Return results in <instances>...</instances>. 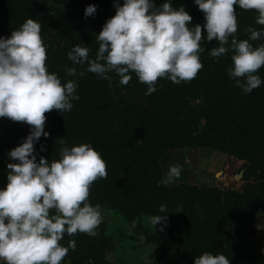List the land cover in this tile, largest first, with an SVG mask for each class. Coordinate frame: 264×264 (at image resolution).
<instances>
[{
  "label": "rangeland",
  "instance_id": "obj_1",
  "mask_svg": "<svg viewBox=\"0 0 264 264\" xmlns=\"http://www.w3.org/2000/svg\"><path fill=\"white\" fill-rule=\"evenodd\" d=\"M20 1L11 0L12 4L0 6V37H10L12 31L18 29L28 18L40 22L41 36L47 45L46 64L49 72L57 73L62 82L74 80L78 84L76 92L79 100L72 101L73 108L70 112L59 113L53 109L45 113L44 131L49 135L46 138L41 136L34 145L35 152L39 153L37 162L40 156L50 162L58 159L62 147L61 140L69 146L75 145L73 136L64 139L65 133L70 135L77 131V136L81 137L88 135L90 130V135L94 137L100 134L112 136L114 145L120 146L121 151L125 145H133L137 150V157L143 156V161L138 162L136 166L139 168L146 166L141 176L143 184L138 188L131 177L128 178L129 186L123 182V178L114 179L118 180L122 187L113 202L124 208L128 220L115 211L102 209L103 222L97 229L99 233L97 236L91 237L78 232L71 237L66 235V239L61 241L67 246L70 239L75 240V250H80L78 254L70 250L62 264H152L160 248L147 243L146 240L163 237L166 238L169 250L159 264H183L182 261H177L178 254L171 245L173 238L169 229L168 213L163 214L167 216V226L163 231H160V224L154 228L149 222L150 216L160 214L159 210L156 213L155 205L161 204L165 194L173 188L207 193L203 196L208 202V210L212 209L214 213L222 216L223 223L220 228L218 225L220 222L207 226L206 240L217 242L208 244L213 251L208 252L224 254L229 258L230 264H264L263 148L259 147L251 160L230 154L228 153L230 149L227 148L216 149L209 146L173 148L171 145L163 144L158 138L153 139V132L145 130L143 127L145 122H142L143 118L155 122L161 112L166 115L170 113L173 125L181 131L185 130V133L192 132L190 128L194 126H197L199 132L205 130L208 127L205 119H209L214 132L222 134L237 121L242 109L249 103L248 100L264 101V84L250 94H244L236 87L227 73V68L232 64L231 52L218 57L219 67L215 65L218 70H212L215 68L211 63L216 58L211 57L208 51L219 46L215 38L210 42L202 40L201 46L205 51L200 53V60L203 67L191 81L175 84L166 78H160L156 91L151 95H145L147 85L140 83L134 73L131 74L132 78L127 85H121L120 77L114 72L109 73L108 75L112 77L110 84L108 80L87 72L86 64L73 65L67 53L73 46L83 43L90 49V59L95 58L99 47L96 36L106 20L115 15L116 9L113 6L115 0ZM164 2L165 0H154L157 7ZM119 3L123 4V0H119ZM90 4L95 5L97 11L93 16L86 18L84 11ZM172 4L177 8L185 7L193 18L191 26L196 24L203 26L204 13L193 0H172ZM234 8L238 22V31L235 35L238 39L248 38L250 34L246 29L249 26L257 30L264 29V25L256 23L257 12L239 9L238 5H234ZM202 35L206 37L203 28ZM252 43L259 45L264 43V40ZM69 67L77 68V76L66 75V69ZM80 71H85V75L79 76ZM216 72L218 74H215ZM258 74L264 80V67ZM220 117L221 122L215 121L214 118ZM139 118L143 125L140 124ZM230 118L231 122L228 120ZM30 127L23 122H13L7 117L0 118V154L5 156L18 146L29 134ZM51 137L56 138L53 140L58 141V145L50 149V155L46 143ZM159 141L163 144L160 155L156 152ZM41 145L44 151H41ZM48 150L49 156H46ZM131 150L135 152V149ZM125 154L123 151L121 156L125 158ZM131 157L133 160V156L129 155V158ZM255 159L258 160L257 164L253 163ZM186 160L188 163H185ZM14 162L16 161L8 159L0 164V188L5 187L8 182L7 164ZM174 164L183 165L181 176L173 183L158 186L169 166ZM131 166L135 167L133 161ZM125 168L123 172L127 171L130 175L128 164ZM245 190L247 194L242 200L232 197V194L243 195ZM139 192L141 197L138 195ZM215 196L217 198H214ZM143 209L146 211L143 212ZM137 213L142 214L139 215L141 220L139 227L129 221ZM233 217L236 218V222L229 224L228 218ZM104 223L107 225L105 229L102 228L105 226ZM222 229L225 231L228 229L229 235H226L229 237L228 240L221 237ZM198 253L202 254L201 251ZM93 260L97 262L94 263ZM184 264L194 262L186 261Z\"/></svg>",
  "mask_w": 264,
  "mask_h": 264
},
{
  "label": "clouds",
  "instance_id": "obj_2",
  "mask_svg": "<svg viewBox=\"0 0 264 264\" xmlns=\"http://www.w3.org/2000/svg\"><path fill=\"white\" fill-rule=\"evenodd\" d=\"M204 13V24L191 26L192 16L184 6L173 7L172 0L157 7L154 0H115V15L108 18L96 36L99 43L94 59L85 44H77L67 53L73 65H87L86 71L108 80L114 72L119 83L127 85L134 73L147 85L145 95L156 91L157 81L166 78L175 84L191 81L203 64L202 40L217 41L208 54L218 58L232 53L227 68L230 79L244 94L264 84L259 70L264 67V29L249 26L247 39H238L236 9L257 12L256 23L264 25V0H193ZM95 5L85 8V17L93 16ZM41 23L28 18L0 37V118L31 126L23 141L10 150L7 184L0 188V262L2 264H62L76 241L67 246L61 241L79 233L95 237L103 222L102 207L93 205L90 188L98 179L107 177L106 161L91 143L69 146L61 140L59 158L53 161L37 156L34 145L49 135L44 131L46 112H70L72 101L79 100L78 84L62 82L49 72L47 45L41 36ZM206 32V37L202 35ZM66 75L77 76V68L69 67ZM80 71L79 76H84ZM41 145V151H44ZM185 163H188L186 160ZM183 171L182 164L170 165L159 185L175 182ZM167 206L159 207V215L149 217L160 231L167 226L163 215ZM141 240L143 237L141 236ZM194 264H230L224 254L204 252Z\"/></svg>",
  "mask_w": 264,
  "mask_h": 264
},
{
  "label": "trees",
  "instance_id": "obj_3",
  "mask_svg": "<svg viewBox=\"0 0 264 264\" xmlns=\"http://www.w3.org/2000/svg\"><path fill=\"white\" fill-rule=\"evenodd\" d=\"M18 1L20 0H17V2ZM20 2H25V0ZM9 4H12L11 0H0V6H8ZM66 6L68 7V4ZM219 61L220 60L216 58L211 63V66L215 68H212V70H218L216 69L215 65H218L219 67ZM215 74H218V72H216ZM216 79L217 78H215V80ZM178 86L180 87V85ZM248 102L249 103H247V105L245 106L246 108H243L242 113H240V115L238 116L239 118L236 119L237 121L232 123L230 128L222 134H217L216 132H214V127H210L211 121L209 119H205V123L208 124V127L205 130L203 129L199 132L197 126H194L193 128H190L192 129V132L189 133H185V130L181 131L179 128L173 125V123L171 122L170 113L166 115L164 113L162 114L161 112L160 117L157 118L155 122L143 118L142 122H145L144 125L142 124L141 119H139L140 124L143 125L145 130H150L153 132V139L158 138L159 140L163 141V144L171 145V147L173 148H189L191 146H209L216 149L227 148L230 149L228 153L251 160L252 158H254V155L256 154L259 147L263 148L262 150H264V104L261 103L264 101L248 100ZM214 119L215 121H222V117ZM228 120L231 122L232 118ZM90 133L91 131L89 130L88 135H83L81 137L77 136V131L71 133L70 135L65 133L66 137L64 138L69 139L70 136H73V144L75 145H79L82 143H91L95 150H97L101 154L102 158L106 161L108 175L106 178L98 179L92 184L90 188L89 200L93 205L99 203L102 209L115 211L123 218L128 220L124 208H121L120 205H117L113 202L120 192V188L122 187L121 183H119L118 180L116 181L114 179L123 178V182H125V184L129 186L130 183L128 181V178L131 177L133 180L132 182H136L135 184L138 188L140 184H143L141 176L146 166L139 168L136 166V164L143 161V156L141 155L138 158L136 148L133 145L127 144L125 145V148L123 150L126 153L125 158H123L121 156V153L123 151H121L120 146L114 145V138L112 136H110L109 134L108 136L100 134L97 137H94L90 135ZM53 139L56 138L51 137L46 143L49 150L58 145V141L56 142ZM162 143L159 141V147L156 150L158 155H160L161 147L163 145ZM254 147H256V149ZM131 149H135V152ZM49 150L46 152V156H49L47 155L49 154ZM128 154L133 156V160L132 157L129 158ZM8 159L9 158L7 155L3 156L2 154H0V164ZM256 159L253 162L254 164L258 163V160ZM132 161L133 163H135V167L133 168L131 166ZM126 164H128L130 168V175L127 171L123 172L126 170ZM131 172H133L132 175ZM149 187L154 186L149 185ZM150 189L148 191H150ZM244 192L245 193H243V195L232 194V197L237 200H242L246 196L245 194H247V190H245ZM139 194L140 192L138 193V195ZM203 194L205 196V194L207 193H203L201 191L190 192V190L186 191L182 188L181 190L173 188L170 190V192L165 194L163 202L161 204L155 205L156 213H158L160 205L164 204L167 206L168 212L166 213H168V217L170 219L169 229L171 230V235L173 238L171 245L172 248H174V252L178 254L177 261H182L183 264L186 261L189 263L194 262V258L200 255L198 253L200 251L202 253L206 251H212V247H210L208 244H215L217 242H208L206 240L207 226L220 222V224H218L220 225V228L223 223L222 216L214 213L212 209L208 210V202L206 201V198H204ZM139 197L141 196L139 195ZM214 198L217 197L215 196ZM146 209H148V207ZM146 209H143V212H145ZM252 209L253 207L250 208V211ZM137 214L129 221L134 222L137 227H139V224L141 223L139 215L142 214ZM228 219L230 220L229 224H231L232 222H236V218L234 217ZM105 224L106 223H104L103 225ZM227 226L225 227L227 228ZM102 228H107V225L102 226ZM220 235L222 238H225L226 235L229 234H226L225 230L222 229ZM174 237L177 239H175ZM228 238L229 237H226L225 240H228ZM181 239L186 241L183 242ZM146 242L160 248L156 260L152 263L159 264V262L163 258H165V255L169 250L166 245V238L163 237L162 239L159 238L153 240L151 238H148ZM195 248L197 249L195 250ZM74 252L78 254L80 253V250H75ZM93 262L96 263L97 260H93Z\"/></svg>",
  "mask_w": 264,
  "mask_h": 264
},
{
  "label": "water",
  "instance_id": "obj_4",
  "mask_svg": "<svg viewBox=\"0 0 264 264\" xmlns=\"http://www.w3.org/2000/svg\"><path fill=\"white\" fill-rule=\"evenodd\" d=\"M226 234H228V229L225 231Z\"/></svg>",
  "mask_w": 264,
  "mask_h": 264
}]
</instances>
